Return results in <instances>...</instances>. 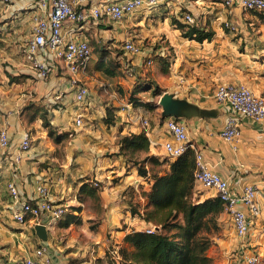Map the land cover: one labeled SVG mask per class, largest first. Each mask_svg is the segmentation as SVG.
I'll return each instance as SVG.
<instances>
[{
	"label": "crops",
	"instance_id": "1",
	"mask_svg": "<svg viewBox=\"0 0 264 264\" xmlns=\"http://www.w3.org/2000/svg\"><path fill=\"white\" fill-rule=\"evenodd\" d=\"M11 1L10 28L16 35L24 30L29 37L32 17L39 12L37 0ZM185 12L196 17L199 28L212 31V37L201 41L183 37L180 29L172 24V18L184 22ZM147 19L153 26L142 32L144 35L138 34L136 31ZM224 21L235 25L236 30L225 27ZM85 27L79 33L88 39L90 46L94 41L99 48L111 49L118 69L123 72L122 62L126 59L134 68V75L124 72L123 76L106 75L98 70L100 78H97L95 74H88L89 63L84 73L75 76L89 88L85 101L79 105L70 83L71 75L61 61L51 62L49 75L41 78L24 56L11 58L8 70L2 69L0 60V129L6 128L11 139L7 150L0 151V264H11L14 258L33 255L41 244L47 246L53 264L88 260H94V264L118 263L107 251V234L112 233L111 238L122 247L127 245L123 241L126 233L147 226L142 218L147 203L143 192L150 187L149 179L139 175L136 166L120 152L118 137L142 131L149 140V154L164 158L162 143L170 136L160 116L161 107L157 105L164 92L185 98L205 111L177 118L186 126L191 149L201 152L208 166L228 179L231 186L254 184L258 187L256 201L260 212L249 216V229L243 239L236 237L227 213L221 214L222 233L215 239L220 261L214 262L229 264V255L237 259L245 245L244 250L255 252L264 264V120L241 117L239 137L224 140L219 131L233 111L214 99L215 88L222 82L244 84L264 96V15L237 5L226 6L222 0H162L152 9H136L118 22L99 21ZM146 36L149 41L145 46L142 39ZM125 40H132L142 50L136 54L124 53L119 45ZM147 55L152 56L153 66L146 75L143 63ZM101 60L108 62L106 57ZM58 72L61 74L57 75ZM137 76H145L162 89L153 98V110L135 106L128 98ZM104 83L108 87L121 84L123 93L106 92ZM95 86L101 94L94 91ZM103 95L108 100L104 105ZM137 97L142 101L152 99L142 92ZM28 105L41 107L58 133L72 131V137L63 146L64 152L59 150L61 143L53 142L47 134L41 116L26 114ZM106 107L114 112L113 123L91 119L95 112H105ZM77 113L82 115V121L85 118L88 122L75 125ZM139 115L149 119L148 128L140 125ZM25 130L30 133L31 146L15 161L20 136ZM161 169L167 170L168 163H163ZM10 181L24 192L34 190L38 183L45 184L55 201L69 204L61 220L47 229L45 241L30 223L21 224L13 219L7 189ZM94 181L99 183L96 199L79 191L83 182L93 186ZM195 189L200 200L214 196L212 190L204 189L196 181ZM72 215L78 222L65 225Z\"/></svg>",
	"mask_w": 264,
	"mask_h": 264
},
{
	"label": "built area",
	"instance_id": "2",
	"mask_svg": "<svg viewBox=\"0 0 264 264\" xmlns=\"http://www.w3.org/2000/svg\"><path fill=\"white\" fill-rule=\"evenodd\" d=\"M9 1V0H4ZM226 6L237 5L244 10L255 11L264 15V0H222ZM162 0H37L39 12L32 17L31 35L24 41L21 51L29 67L45 78L51 71V62L61 61L67 73L71 75L70 83L74 88L75 100L81 104L89 94L88 86L79 82L75 76L87 70L92 51L88 39L79 33L90 23L99 21L118 22L126 15L132 14L140 7L152 9ZM187 24H196V17L185 12L182 15ZM223 25L236 30L235 25L224 21ZM68 33V36L65 33ZM124 53L136 54L142 49L132 40H125L121 45ZM144 66L152 63V56H145ZM122 70L125 74L134 75V68L123 59ZM108 83L103 86L108 87ZM214 99L219 104L230 106L233 113L229 114L219 131L221 138L227 141L235 140L240 135L239 121L248 117L254 121L264 120V96L255 93L244 84L233 82L219 83L214 91ZM128 104H131L128 102ZM82 115L74 118L75 125L82 124ZM143 128L149 127V119L144 115L138 116ZM163 123L170 136L162 143L166 157L174 159L186 149L193 148L188 139L187 129L183 122L172 116L163 118ZM10 135L6 128L0 129V151H5L10 145ZM29 131H23L18 143L15 161L20 159L22 152L31 146ZM195 168L193 177L203 188L212 190L223 202L224 212L227 213L237 238L243 239L249 229V216L260 212L256 201L258 187L245 184L240 188L233 187L228 179L213 171L199 151H193ZM94 187L99 183L94 181ZM10 197V207L13 219L24 224H43L46 229L54 226L68 211L69 204L65 201H55L45 184L38 183L30 192L21 191L14 181L7 183ZM264 191V190H263ZM246 209V210H245ZM247 211V212H245ZM155 226H147L143 230L153 232ZM243 244V242H241ZM239 254V264H261L259 256L253 251L244 250ZM47 246L41 244L35 248L33 255H25L12 260L11 264H53V257L47 252ZM109 251V250H108ZM109 253L119 261V248L114 246ZM77 264H94L88 260Z\"/></svg>",
	"mask_w": 264,
	"mask_h": 264
},
{
	"label": "trees",
	"instance_id": "3",
	"mask_svg": "<svg viewBox=\"0 0 264 264\" xmlns=\"http://www.w3.org/2000/svg\"><path fill=\"white\" fill-rule=\"evenodd\" d=\"M172 24L180 29L183 37L189 39L201 41L204 38L210 39L213 35L210 30H203L196 24L190 25L176 18H172ZM101 58L103 57L100 56L96 61V69L107 75H115L117 67L110 66L109 63L118 65L117 62L113 59L104 62ZM147 80L140 81L142 89H150L153 96L161 94L162 89L150 79ZM140 92L137 88L131 90L130 102L135 106H151L152 103H142L137 97ZM25 110L31 117L40 115L49 135L54 136L55 141L60 140L61 134L54 133L41 107L28 105ZM105 111L104 123H113V110L106 107ZM118 144L127 161L136 166L138 174L150 181L148 191L143 192L147 203L142 218L147 225H153L157 229L149 233L145 230L126 233L123 241L127 245L119 247L120 259L117 264H211V258L206 251L211 236L219 230L224 207L216 195L201 200L196 195L193 150L188 148L172 160L161 159L149 154V140L142 131L119 136ZM163 163H168L167 170L162 171ZM79 191L97 198V187L88 182H83ZM69 217L65 225L78 222L76 216Z\"/></svg>",
	"mask_w": 264,
	"mask_h": 264
},
{
	"label": "rangeland",
	"instance_id": "4",
	"mask_svg": "<svg viewBox=\"0 0 264 264\" xmlns=\"http://www.w3.org/2000/svg\"><path fill=\"white\" fill-rule=\"evenodd\" d=\"M11 2H12L11 0H9L7 2L4 1V0H0V60H1L2 69H7V70L9 68L10 61H11L10 59L11 58L12 59H17L18 58L17 56L23 57V53L21 51V46L24 43L25 39L28 38V35H29V34H26V32L24 30L19 31L17 33V35H16L13 32V28H10V26H11V21L10 20L13 19L11 17V15L9 14L10 13V7L9 6L12 4ZM152 26H153V22L147 19L146 22L144 23V25L141 26V29H138V31H136V32L138 34H139V32H141V33L145 32L148 28H151ZM19 35H21V38H18ZM142 35H144V34L142 33ZM142 35H140V36H142ZM148 38L149 37L146 36L145 38L142 39V44L143 45H145V46L147 45V42L149 41ZM120 46H121V44L119 45V47ZM91 51H92V56H91V59H90V62H89L90 65H91L90 66L91 68L89 69L88 74H90V75L91 74H93V75L95 74L97 78H100L99 77L100 74L98 73V69H96V67H95L96 63L94 64V62L96 61V58L98 59L100 56L106 57L108 59L107 60L108 62L112 61V55L110 53L111 49L99 48L98 44L93 41V42H91ZM118 51L121 53L122 50L119 48ZM92 62H93V64H92ZM109 65L113 66V67H115V66L117 67L116 68V70H117L116 74H119L120 76L124 75V73L120 69H118V65H113V64H110V63H109ZM152 66H153V62H152L151 65L146 66V68H145L146 69V72H145L146 75L148 73H150V71H152V70H150L152 68ZM15 67H16V65H15ZM102 73H104V72H102ZM102 73H101V75H102ZM60 74L61 73L58 72L57 75H60ZM8 77L11 78V74L8 75ZM140 81L146 82L148 80L146 79L145 76H137L136 80L133 82V84L131 86V90L137 88L138 90H141V92L144 93V95L146 97L152 98L149 101L143 99V101L141 100L142 103L144 101H145L144 103H146V104L147 103H153V98L156 99V96H153L152 91L150 89H146V90L142 89V86L139 84ZM145 87H146V85H145ZM93 89H94V91L97 94H101L100 92H102V91L98 90V88L96 86ZM111 90H115L117 94H122L123 93L122 85L118 84V83L117 84H113L111 87H107L106 92L107 91L110 92ZM103 96H104L103 100L101 101L102 105H104L108 101L107 100V96H105V95H103ZM77 104L79 105V103H77ZM136 106H139V105H136ZM145 106H146V109H148V110H153V108H154L153 104L151 106H149L148 104L145 105ZM100 108L101 107H99V109ZM105 114H106V111L102 112L100 110V112H95V114L92 115L91 119L93 121H102V122H104L103 121V117H105ZM101 115H103V117H101ZM111 115H112L113 119H115L114 114H113L112 111H111ZM84 121L88 122V120H86L85 118H84ZM84 121H82V122H84ZM54 131H55L54 133L61 134L59 141H55V137L49 135L48 129H47V134L49 135V137H51L53 142H55L57 144L61 143L59 150L64 152L63 146L65 147V145H67V142L72 137L73 134L70 133L72 131H70V132L69 131L68 132H60V133H58L56 130H54ZM54 133L52 135H54ZM164 158L169 159V157H166V156ZM93 199H95V198H93ZM144 213H145V211H144ZM147 226H151V225L148 224ZM121 228H124V225H121ZM221 230L222 229H221V226H220L219 230L211 236V242H210V245H209V247H208V249L206 251L207 256H209L211 258V264H216L214 262L216 259L220 261V257L217 255L219 253L218 243L216 242L215 239L219 238L221 236V233H222ZM111 237H112V233L107 234V239H106L107 240V244H108L107 251L108 250L110 251V249L112 247H114V246H118V248L120 247V245L117 242V240H115V238L113 239ZM109 251H108V253H109ZM228 260H229V264H239V256L238 255H237V259H235L234 257H231L229 255Z\"/></svg>",
	"mask_w": 264,
	"mask_h": 264
},
{
	"label": "water",
	"instance_id": "5",
	"mask_svg": "<svg viewBox=\"0 0 264 264\" xmlns=\"http://www.w3.org/2000/svg\"><path fill=\"white\" fill-rule=\"evenodd\" d=\"M157 105L161 107L160 116L162 118L169 116L187 118L192 115L204 114L205 112L187 99L175 97L172 93L168 92H164L159 96ZM34 229L42 241L47 239V229L43 224H35Z\"/></svg>",
	"mask_w": 264,
	"mask_h": 264
}]
</instances>
